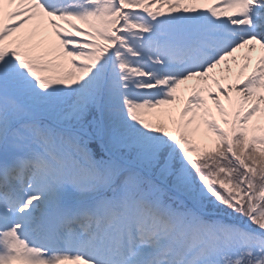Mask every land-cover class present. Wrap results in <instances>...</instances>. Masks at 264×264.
I'll return each instance as SVG.
<instances>
[{
    "label": "snow or ice",
    "instance_id": "1",
    "mask_svg": "<svg viewBox=\"0 0 264 264\" xmlns=\"http://www.w3.org/2000/svg\"><path fill=\"white\" fill-rule=\"evenodd\" d=\"M0 264H264V0H0Z\"/></svg>",
    "mask_w": 264,
    "mask_h": 264
}]
</instances>
